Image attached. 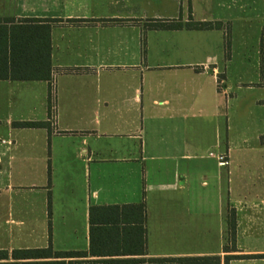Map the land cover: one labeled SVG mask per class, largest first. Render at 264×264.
Wrapping results in <instances>:
<instances>
[{"label": "crops", "instance_id": "1", "mask_svg": "<svg viewBox=\"0 0 264 264\" xmlns=\"http://www.w3.org/2000/svg\"><path fill=\"white\" fill-rule=\"evenodd\" d=\"M191 21L223 26L154 27ZM0 78V263L90 253L136 205L148 257L264 255V0H0Z\"/></svg>", "mask_w": 264, "mask_h": 264}, {"label": "trees", "instance_id": "2", "mask_svg": "<svg viewBox=\"0 0 264 264\" xmlns=\"http://www.w3.org/2000/svg\"><path fill=\"white\" fill-rule=\"evenodd\" d=\"M222 23L211 22H189L187 24L173 23L158 24L154 27L162 29H181L186 28L190 30H215L221 29ZM26 64L14 63L12 67L15 74L25 75ZM40 69L33 71L32 74H38L39 76L28 78L18 77L14 80H50V63L40 64ZM16 69V70H15ZM4 78H0L3 80ZM14 128L19 129H38V128H50V124L47 122H17L13 124ZM97 210L92 208L91 212ZM108 210L112 214H116L118 220H113L114 230L108 232L104 241L98 246L93 238L95 231L93 217H92V244L90 253H55L52 248L40 249V250H22L14 251L12 258L16 262H6L0 264H230L232 260L239 259H264V255L259 256H225L221 257H164V258H152L146 254L145 243V207L144 205L125 206V207H109ZM126 210H129L128 212ZM139 215V219H138ZM137 216L138 222H130L135 226L133 228H120V223H128L130 217L134 219ZM228 246L225 248L226 253L236 252V216L233 211L228 215ZM90 256L92 257H104L100 260H85ZM9 259L8 252L0 251V261H7ZM56 259V260H51ZM72 259H76L73 261ZM24 261V262H17Z\"/></svg>", "mask_w": 264, "mask_h": 264}, {"label": "built area", "instance_id": "3", "mask_svg": "<svg viewBox=\"0 0 264 264\" xmlns=\"http://www.w3.org/2000/svg\"><path fill=\"white\" fill-rule=\"evenodd\" d=\"M220 162L224 163L225 162V158L224 157H221L220 158Z\"/></svg>", "mask_w": 264, "mask_h": 264}]
</instances>
